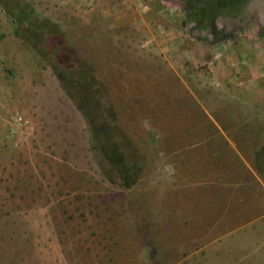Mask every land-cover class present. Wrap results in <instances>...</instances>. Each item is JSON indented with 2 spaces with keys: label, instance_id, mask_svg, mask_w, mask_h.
I'll return each mask as SVG.
<instances>
[{
  "label": "rangeland",
  "instance_id": "rangeland-1",
  "mask_svg": "<svg viewBox=\"0 0 264 264\" xmlns=\"http://www.w3.org/2000/svg\"><path fill=\"white\" fill-rule=\"evenodd\" d=\"M24 1L61 27L104 92L82 66L56 63L54 39L41 54L16 37L0 3V264H264V218L247 221L264 214V199L229 204L238 192L230 175L225 213L241 217V229L226 221L209 234L224 238L195 252L197 238L171 232L186 222L170 221L187 192L172 185L210 176L199 171L207 139L220 134L214 121L264 122L255 111L264 107V0H233L240 13L218 18L216 38L190 20L197 0ZM102 124L110 137L97 143ZM112 143L137 165L131 189L105 159ZM190 192L185 214L201 195ZM217 193L204 195L213 204Z\"/></svg>",
  "mask_w": 264,
  "mask_h": 264
},
{
  "label": "crops",
  "instance_id": "crops-1",
  "mask_svg": "<svg viewBox=\"0 0 264 264\" xmlns=\"http://www.w3.org/2000/svg\"><path fill=\"white\" fill-rule=\"evenodd\" d=\"M116 12L121 14L125 13L122 9ZM108 13H113V11L109 9ZM255 111L257 113H264V107L258 105ZM256 116L258 115L256 114ZM214 122L219 126L220 134L217 137L214 136L207 139L206 142L209 143V145L207 146L208 149H205L206 153L203 158L208 161V166L202 167L201 171H199L203 176L210 175L211 177L209 176L207 180L193 183L176 182L171 187V189L175 191L186 190L187 192L181 195V201L178 202V200H175V202L171 203V207H173L177 213H175L174 210L171 212L170 221H174L175 219L179 222L185 221L186 224L184 226L188 227V229L185 230L182 227L178 230L173 228L171 232L186 234L187 236L182 235V238L184 237L186 239H188V237L191 238V235H193V238H197V241L200 243H198L197 248L194 249L195 252H199L201 249L207 252L210 244L224 238L223 235L220 234L209 237V234H211L215 228L218 229L220 224H225L226 221H229L232 222V225L229 226L232 227V229L237 228L238 230L243 227L241 217H231V215H229L227 218L225 213L224 206L226 205V196L224 194V189L226 175H230L229 181L231 182V186L228 188L232 191H234V189L235 191L238 190L237 195L234 194L231 196L233 199L229 204L238 206L242 205L245 199H264V184L260 178L261 175L258 174L254 163V165H252L247 162L249 158L256 157V153L263 146L259 148L255 146L256 140H259L261 137V135H259L261 130L259 132L254 131L256 126L263 127L261 124L264 122L259 118H248L240 121H222L217 119V121ZM229 127H232V129ZM262 132H264V130H262L261 133ZM179 174L182 175V173L179 172L177 176H179ZM196 174L198 175L199 173L196 172ZM210 188L211 190L218 191L216 198L213 199L217 201L213 204L209 201L210 197L204 195L206 189L208 190ZM190 189L199 190L201 195L198 196L199 200H196L193 205L190 204L193 206L191 207V212L185 214L183 211H186V209L183 207H185V204L188 205L186 200L191 196L196 197L195 194L193 195L192 192H190ZM210 205H212L211 208ZM259 206L264 207V200L256 204L257 208ZM223 209L224 215L221 213ZM259 210H261L260 207ZM257 213L253 214L255 218L251 217L247 219V221H261L264 218V214L261 212L260 214ZM180 245L181 241L178 247H180ZM194 246L195 245L190 242L186 245L187 248H193Z\"/></svg>",
  "mask_w": 264,
  "mask_h": 264
},
{
  "label": "trees",
  "instance_id": "trees-1",
  "mask_svg": "<svg viewBox=\"0 0 264 264\" xmlns=\"http://www.w3.org/2000/svg\"><path fill=\"white\" fill-rule=\"evenodd\" d=\"M0 3L7 14L18 25L15 31L16 37L22 39L33 50L39 51V53L42 52L39 47L41 44L45 43L46 39H54L57 42V47L53 49L56 63L67 70L75 69L77 65L82 66L85 68L84 72L88 75L86 81L89 80L96 86L98 85V91L104 92L102 85L96 80L92 73L93 70L86 69L85 63L79 58L75 48L66 42L65 33L57 23L40 17L33 7L24 0H0ZM190 8V20L200 30H211L215 38L221 34L217 26L218 18L224 13L232 17H236L240 13V9L233 3V0H197V2L190 3ZM43 56L45 57V55ZM55 73L60 79L65 77V75L58 73V70H55ZM87 84V82L83 81L81 86L85 88ZM88 100L89 98L87 96L79 101V106L83 108L84 112H88V108L83 107V104H86ZM112 112L113 109L109 107L108 113L112 114ZM112 116L115 118L114 112ZM91 121L93 123L95 120L92 119L90 122ZM107 130L105 124H102L99 128L93 129L97 143H102L109 139L110 136L106 134ZM103 153L105 159L117 170L122 180L119 186L125 189H131L136 184V179H133L131 176V170L138 169L137 165L130 168L126 164L119 146L115 143L104 148ZM255 168L258 174L261 176L264 175V144L256 153ZM109 181L115 184L114 181Z\"/></svg>",
  "mask_w": 264,
  "mask_h": 264
}]
</instances>
